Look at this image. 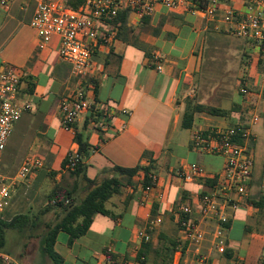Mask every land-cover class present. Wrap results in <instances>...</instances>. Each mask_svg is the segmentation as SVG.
<instances>
[{
	"label": "crops",
	"instance_id": "1",
	"mask_svg": "<svg viewBox=\"0 0 264 264\" xmlns=\"http://www.w3.org/2000/svg\"><path fill=\"white\" fill-rule=\"evenodd\" d=\"M219 1L220 10L213 19L189 11L161 8L145 18L129 12L122 27H110L107 22L98 24L108 38L102 39L92 57L94 90L89 92L90 111L78 120L73 131L58 128L55 138L49 139L50 144L39 142L35 155L43 160V167L32 178L40 181L50 175L57 180L52 189L63 185L75 191V197L80 199L93 188V183L113 177L114 167L152 166L157 187L147 202L144 186L135 178L134 184L126 183L121 193L106 203L113 217L99 216L113 221L114 226L109 241L105 239L100 249L91 247L90 238L97 215L87 234L72 245L68 234L59 233L56 250L65 264H107L105 250L121 264H143L137 256L146 243L138 236L144 231L150 234V249L141 260H148L146 264L153 260L155 264L154 260H159L158 252L165 247L164 240L181 238L174 214L178 204L195 201L202 194L212 192L215 185L210 176L181 181L177 178L178 172L193 163L211 175L221 173L224 168L222 156L192 149L194 132L232 125L250 129L248 145L254 168L247 197L236 211L230 212L226 253L219 254L212 246L207 249V244L205 249L209 253L202 258V247L197 250L186 245L175 252L174 264H201L202 260L207 264H261L264 254V49L252 40L235 36L224 20L228 9L245 17L249 2ZM7 2L5 8L0 0V34L10 31L12 25L15 27L5 38L0 66H14L24 73L22 97L33 109L15 124L1 163L11 145L15 147L38 124L50 119L46 134L54 122L63 127L59 113L62 97L75 94L88 83L84 77L75 76L71 65L60 58L58 36H53L49 45L40 49L37 34L31 27L37 0ZM156 57L162 61V71L157 70ZM111 105L118 113L109 129L99 132L92 121ZM194 105L223 110L227 116L196 113L193 126L185 129L184 116ZM120 111H129L131 115L125 116ZM254 115L258 117L256 122ZM76 132H83L91 147L83 161L85 171L80 176L63 168L68 154L79 150ZM172 160L174 164L169 165ZM175 165L177 169L171 168ZM54 166L58 169H52ZM0 171L3 170L0 168ZM15 190L5 215L14 206ZM4 220L10 221L5 217ZM155 220L160 223L152 228ZM209 226L211 230L213 225ZM206 243L211 245V237ZM43 264L52 263L46 257Z\"/></svg>",
	"mask_w": 264,
	"mask_h": 264
},
{
	"label": "built area",
	"instance_id": "2",
	"mask_svg": "<svg viewBox=\"0 0 264 264\" xmlns=\"http://www.w3.org/2000/svg\"><path fill=\"white\" fill-rule=\"evenodd\" d=\"M249 2V8L244 17L241 12L228 9L225 22L230 31L238 37L252 40L258 48L264 49V0H240ZM3 7H8L7 0H1ZM219 0H209L203 9L190 0H83L80 8L69 6L59 0H37L31 27L35 30L40 49H45L53 36L60 38L59 56L71 65L75 76L84 77L85 87L75 94L62 97L59 113L63 127L73 131L78 120L90 111L92 105L89 92L94 84L92 72L93 53L100 46L102 39L108 38L101 33L98 24L117 17L122 11L134 12L140 18L153 16L163 8L175 12H192L203 18L213 19L220 10ZM157 70H163L160 57L155 58ZM89 80V81H87ZM25 83L24 73L10 65L0 66V163L13 132L15 124L26 113L31 111L32 104L23 101L22 90ZM247 93V90L243 89ZM118 113L114 106H109L105 112L99 113L92 123L104 132L110 127V122ZM120 114L130 116L129 111ZM258 117L254 115L253 121ZM126 125H124L125 127ZM251 132L248 127L232 125L228 128L196 130L193 134L191 147L194 151L222 156L225 160L221 173L209 174L199 164H189L178 172L181 181H190L196 177L215 181L213 191L202 194L195 201L178 204L174 214L179 226L181 242L177 252L184 246H192L197 250L211 237V246L219 254L226 253L227 238L231 222V213L236 211L248 195V184L252 178L254 158L249 150ZM66 169H73L78 160V150L71 151ZM43 167V160L36 156H28L13 179L0 173V222L10 207L12 192L17 183L32 178ZM153 184L145 189V201H150L151 194L157 187V179L152 176ZM160 220L152 222V228ZM213 225L211 230L210 226ZM209 229V231H208ZM141 240L148 242L151 237L147 231L140 232ZM107 264L111 259L106 257ZM0 264H16L9 255L0 251ZM201 264H207L202 260ZM261 264H264V254Z\"/></svg>",
	"mask_w": 264,
	"mask_h": 264
},
{
	"label": "trees",
	"instance_id": "3",
	"mask_svg": "<svg viewBox=\"0 0 264 264\" xmlns=\"http://www.w3.org/2000/svg\"><path fill=\"white\" fill-rule=\"evenodd\" d=\"M190 1L201 9L205 8L209 2V0ZM65 2L69 6L77 9L83 4V0H66ZM128 14V11H122L117 17L108 20L107 24L110 27H117L118 25L120 27L125 26ZM202 112L214 116H227L226 111L202 105H194L184 116L183 128L190 129L193 126L195 114ZM75 142L79 146L78 160L75 167L69 169V172L72 175L80 176L85 171L83 161L89 156L91 147L88 143V138L83 132H76ZM67 164L68 159L66 158L63 166L64 169H66ZM113 171L115 173L113 177L93 183V188L87 192L83 199H77L75 197V191L69 190L63 185H57L51 190L47 204L40 209L37 215L21 214L9 222L2 220L0 222V251L4 253L3 247L7 230L16 229L23 232L30 229L34 231L44 224V216L57 209L60 211L57 219L54 222L45 224L46 231L42 238V251L52 264H65L64 258L56 250L59 233L64 232L68 234L70 237L69 244L72 245L77 239L87 234L96 215L100 214L113 217L112 213L106 208V203L115 195L120 194L126 183L134 184V179L137 178L138 182H141L144 187L153 184L152 166H136L134 168L114 167ZM167 241L169 243H166L165 247L158 252L159 260H155V264H173V256L177 248L182 245V242L180 239H169ZM149 249L150 242L144 243L143 250L137 256V259L143 264H146L148 260H141V258L147 255ZM104 254L111 259L110 264H121L109 250H105Z\"/></svg>",
	"mask_w": 264,
	"mask_h": 264
},
{
	"label": "rangeland",
	"instance_id": "4",
	"mask_svg": "<svg viewBox=\"0 0 264 264\" xmlns=\"http://www.w3.org/2000/svg\"><path fill=\"white\" fill-rule=\"evenodd\" d=\"M14 27L15 26L12 25L10 31H12ZM10 31L7 30L6 32L0 34V51H3L2 49L5 48V44H6L5 38L9 35ZM49 124H50V119L46 120L42 124H38V126H35L33 128L34 130L27 133L25 136L21 137L20 140L16 143L15 147L11 145L9 149V153L6 156L4 163L0 164V168L3 170L2 172L0 171L2 175L10 179L15 178L24 160L30 155H35V151L36 152L38 151V147L40 146L39 142L42 141L45 142L46 144H50L51 142L49 141V139L55 138V134L58 132V128H62V130L64 128L61 127L60 123L54 122L52 125H50L49 134H46ZM163 161L164 160H162V162ZM172 164H174L173 160L171 161V163H169V165ZM177 165L171 166V168L177 169L178 168ZM52 169H58V166H54V168ZM48 176H49L48 178L45 179L43 178L40 181H35V179L33 178H28L24 181L17 183V185L14 188L16 189L14 206L12 207L11 210L8 211L9 212L8 215H5V218L11 220L12 218L14 217L16 218L21 214H28L31 216L37 215L40 209L47 204L49 193L57 181L52 176L50 175ZM86 194L87 192H85L80 199H83L86 196ZM59 213L60 211L57 209L48 213L46 216L43 217L44 224H42L39 228L35 229L34 231L30 229L23 232H20L16 229L7 230L5 235L3 252L9 255L10 258L16 264H43V258H46L42 251V238L46 231L45 224L54 222L57 219ZM109 224L111 228L109 227ZM249 224L253 225L251 221L249 222ZM113 226H114L113 221H109V219H107L106 217L97 215L96 223L93 226V229L90 233L91 247L95 249H100L102 242L105 239L108 240L112 236ZM179 236L181 235L179 234ZM165 243L168 244L169 241L166 240ZM205 243L202 246V253H203V255H201L202 258L206 257L207 256L206 254L209 253L205 249L206 245L208 244L207 249H210L211 246L210 243H206V244ZM152 261L153 260H151L150 264L153 263ZM172 261L174 264L175 263L174 256ZM187 264H191V263L188 262Z\"/></svg>",
	"mask_w": 264,
	"mask_h": 264
}]
</instances>
